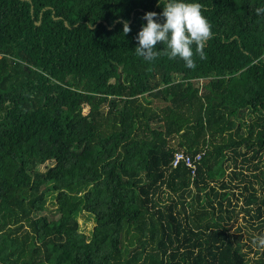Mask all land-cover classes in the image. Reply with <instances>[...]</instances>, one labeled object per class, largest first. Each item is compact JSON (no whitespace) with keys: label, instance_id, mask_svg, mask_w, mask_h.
Returning <instances> with one entry per match:
<instances>
[{"label":"trees","instance_id":"1","mask_svg":"<svg viewBox=\"0 0 264 264\" xmlns=\"http://www.w3.org/2000/svg\"><path fill=\"white\" fill-rule=\"evenodd\" d=\"M184 2L193 69L134 53L164 0H0V264H264L226 222L264 227V0Z\"/></svg>","mask_w":264,"mask_h":264},{"label":"clouds","instance_id":"2","mask_svg":"<svg viewBox=\"0 0 264 264\" xmlns=\"http://www.w3.org/2000/svg\"><path fill=\"white\" fill-rule=\"evenodd\" d=\"M202 10L203 5L200 3L164 0L163 11L159 16L155 12H147L142 17L147 23L141 26L135 38L139 45L134 50L135 55L149 62L160 56H167L170 60L179 58L187 68H195L194 56L206 58L204 47L212 37L211 24ZM255 11L258 16L264 15V7H258ZM120 23L123 24V34L130 33L128 21L122 20ZM158 44L163 45L160 51L157 50ZM259 242L264 245V237Z\"/></svg>","mask_w":264,"mask_h":264},{"label":"rangeland","instance_id":"3","mask_svg":"<svg viewBox=\"0 0 264 264\" xmlns=\"http://www.w3.org/2000/svg\"><path fill=\"white\" fill-rule=\"evenodd\" d=\"M201 84L202 81L199 80L196 82L197 85ZM152 105L156 106H163V104L160 102V100L152 99ZM87 113V107H83L82 114ZM184 125V123L181 125V127ZM228 169H234L232 166V162L227 163ZM251 172V171H250ZM248 173V171H247ZM260 190V192H259ZM263 190L258 188L257 195L262 196ZM240 204L241 200H238V203L235 207V212L230 217L229 220H227V225L229 226L230 232H233L235 234H239L240 241L243 243L242 251H244L247 254V257L254 258L255 252L259 251L260 248H262L264 245H261L259 240L261 237H264V227L258 228L256 227L257 222L250 219L249 215L245 214L244 212L240 211ZM83 219L86 218L84 214H82ZM80 226L84 228L86 231L91 228V221H84V224L82 223V219L78 220ZM239 229V232H236V230Z\"/></svg>","mask_w":264,"mask_h":264},{"label":"built area","instance_id":"4","mask_svg":"<svg viewBox=\"0 0 264 264\" xmlns=\"http://www.w3.org/2000/svg\"><path fill=\"white\" fill-rule=\"evenodd\" d=\"M203 154V152H197L194 155H189L183 151H174L169 162V167L176 168L178 165H182L187 169L189 176L193 178Z\"/></svg>","mask_w":264,"mask_h":264},{"label":"water","instance_id":"5","mask_svg":"<svg viewBox=\"0 0 264 264\" xmlns=\"http://www.w3.org/2000/svg\"><path fill=\"white\" fill-rule=\"evenodd\" d=\"M37 24V23H36ZM64 25H66L65 23H64Z\"/></svg>","mask_w":264,"mask_h":264}]
</instances>
